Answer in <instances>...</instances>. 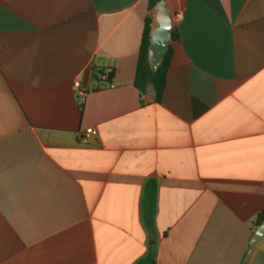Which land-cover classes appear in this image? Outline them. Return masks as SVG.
<instances>
[{
  "label": "crops",
  "instance_id": "1",
  "mask_svg": "<svg viewBox=\"0 0 264 264\" xmlns=\"http://www.w3.org/2000/svg\"><path fill=\"white\" fill-rule=\"evenodd\" d=\"M166 1L156 102L149 0H0V264H264V0Z\"/></svg>",
  "mask_w": 264,
  "mask_h": 264
},
{
  "label": "trees",
  "instance_id": "2",
  "mask_svg": "<svg viewBox=\"0 0 264 264\" xmlns=\"http://www.w3.org/2000/svg\"><path fill=\"white\" fill-rule=\"evenodd\" d=\"M161 0H149L148 8L149 10H153L154 7ZM152 22L153 17L147 16L144 25L142 43L139 51V59L138 66L135 76L134 85L140 94H145L147 92V88L149 85L153 86L156 94V102H160L163 96V93L166 88L167 82V74L171 65L172 57H173V48L169 47L166 52L164 59L157 69V71H153L150 68L149 60H148V51L150 46V38L152 31ZM173 41L177 39V31L174 28L172 33ZM100 75H106V80H104L105 84H110L113 81L114 72L106 73L104 69L93 68L91 78L95 81L101 82ZM81 112L84 108V104L80 106ZM264 223V212H261L255 221V228H258L261 224ZM151 264H156L155 259L151 258Z\"/></svg>",
  "mask_w": 264,
  "mask_h": 264
},
{
  "label": "water",
  "instance_id": "3",
  "mask_svg": "<svg viewBox=\"0 0 264 264\" xmlns=\"http://www.w3.org/2000/svg\"><path fill=\"white\" fill-rule=\"evenodd\" d=\"M153 18L156 26L151 31L148 60L150 68L157 71L161 65L166 52L172 44V33L175 28V18L166 0H161L153 9ZM264 238V223L255 231L250 247L253 249ZM248 257L245 263L247 264Z\"/></svg>",
  "mask_w": 264,
  "mask_h": 264
},
{
  "label": "built area",
  "instance_id": "4",
  "mask_svg": "<svg viewBox=\"0 0 264 264\" xmlns=\"http://www.w3.org/2000/svg\"><path fill=\"white\" fill-rule=\"evenodd\" d=\"M180 17V15H178L176 18H179ZM105 77V76H104ZM74 86H75V88H80L81 87V83H80V81L79 80H77L76 82H74ZM93 130L92 129H88L87 130V133H91Z\"/></svg>",
  "mask_w": 264,
  "mask_h": 264
}]
</instances>
